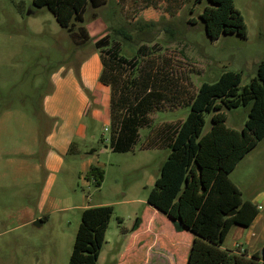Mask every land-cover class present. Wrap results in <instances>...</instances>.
I'll use <instances>...</instances> for the list:
<instances>
[{"label": "rangeland", "instance_id": "rangeland-1", "mask_svg": "<svg viewBox=\"0 0 264 264\" xmlns=\"http://www.w3.org/2000/svg\"><path fill=\"white\" fill-rule=\"evenodd\" d=\"M33 2L0 0V264H69L84 206L113 208L98 264H186L192 234L176 232L147 203L170 150L149 147L163 145L165 124L186 120L202 83L225 71L240 73L241 86L256 76L264 0H234L247 37L215 40L199 17L208 0H107L88 6L73 33ZM104 37L110 45L103 49L117 45L137 61L124 78L169 73L182 91L180 107L153 113L129 152L111 148V89L100 83L95 47ZM226 114L227 126L240 131L246 110ZM89 160L103 170L100 186L83 174ZM232 179L244 199L264 187V140ZM236 228L243 227H234L225 248L239 239Z\"/></svg>", "mask_w": 264, "mask_h": 264}, {"label": "trees", "instance_id": "trees-1", "mask_svg": "<svg viewBox=\"0 0 264 264\" xmlns=\"http://www.w3.org/2000/svg\"><path fill=\"white\" fill-rule=\"evenodd\" d=\"M106 1L33 3L38 8L47 7L59 25L73 33L75 25L84 22L88 6L97 9ZM208 2L199 17L209 38L247 37L245 20L234 0ZM106 38L97 41L95 47L103 65L100 82L111 89V148L115 152H129L139 141L140 130L150 126L153 113L180 107L182 91L169 73L149 72L124 78L123 72L136 70L137 61L123 56L117 45L103 49L110 45ZM241 83V74L234 71L223 72L213 83H202L188 102L190 112L186 120L164 125L160 129L163 145H153L167 147L170 152L147 203L169 218L176 232L192 234L186 264H262L260 253L249 257L223 248L233 226L250 227L259 215L258 206L243 199L229 176L264 140V60L258 64L251 82L245 86ZM240 108L246 110L247 119L239 131L227 126L226 111ZM206 114H212V126L203 133ZM87 177L100 186L103 170L91 166ZM232 212L235 215L229 217ZM112 215L110 206L83 211L69 264H98Z\"/></svg>", "mask_w": 264, "mask_h": 264}, {"label": "crops", "instance_id": "crops-1", "mask_svg": "<svg viewBox=\"0 0 264 264\" xmlns=\"http://www.w3.org/2000/svg\"><path fill=\"white\" fill-rule=\"evenodd\" d=\"M101 83V82H100ZM103 87L107 88L106 86L102 85ZM109 88V87H108ZM98 114L95 113V116ZM165 125H174L173 123H167ZM150 148H155L153 144L150 145ZM247 156V155H246ZM91 166H95L94 161L89 160L83 168V174H87ZM237 169V168H236ZM231 172L230 179L231 181L239 188V190L242 192L243 197V190L240 187L239 183L234 181L232 179V175H234L235 171ZM244 199V198H243ZM245 201H250L251 203L255 204L259 208V215L255 218L253 223L250 227H243V228H236V237L239 238L236 240V243H234V246L232 249L225 248L224 244L226 243L228 236L233 231L234 227L230 230L224 244L223 248L229 251L236 252L238 254L246 253L249 257H251L254 254L261 253L264 247V216L262 211L264 210V187L257 189L255 192H253L247 199H244ZM82 209H87L86 206H84ZM241 227V226H238ZM193 239V238H192ZM192 239H190V243H192ZM240 240V241H239ZM191 247V245H190ZM189 248V245H188ZM190 251V250H189ZM189 254V253H188Z\"/></svg>", "mask_w": 264, "mask_h": 264}, {"label": "water", "instance_id": "water-1", "mask_svg": "<svg viewBox=\"0 0 264 264\" xmlns=\"http://www.w3.org/2000/svg\"><path fill=\"white\" fill-rule=\"evenodd\" d=\"M234 215H235V212H232V213L229 215V217H232V216H234ZM41 224H42V221H41V220H39V221H37V222L34 223L35 226H41ZM260 256H261V258H262V264H264V250L261 251Z\"/></svg>", "mask_w": 264, "mask_h": 264}]
</instances>
